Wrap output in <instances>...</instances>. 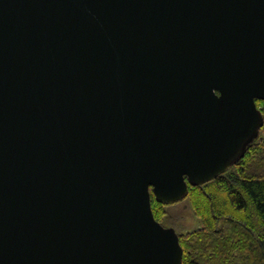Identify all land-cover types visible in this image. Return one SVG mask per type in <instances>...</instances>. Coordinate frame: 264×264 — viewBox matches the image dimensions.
<instances>
[{
    "label": "water",
    "instance_id": "1",
    "mask_svg": "<svg viewBox=\"0 0 264 264\" xmlns=\"http://www.w3.org/2000/svg\"><path fill=\"white\" fill-rule=\"evenodd\" d=\"M264 0H0V264H182L153 213L264 119Z\"/></svg>",
    "mask_w": 264,
    "mask_h": 264
},
{
    "label": "trees",
    "instance_id": "2",
    "mask_svg": "<svg viewBox=\"0 0 264 264\" xmlns=\"http://www.w3.org/2000/svg\"><path fill=\"white\" fill-rule=\"evenodd\" d=\"M256 103L264 117V100ZM253 155L257 163L250 164ZM186 197L202 226L180 237L182 264H264V123L243 157L215 179L190 184ZM151 200L161 221L166 203L153 192Z\"/></svg>",
    "mask_w": 264,
    "mask_h": 264
},
{
    "label": "rangeland",
    "instance_id": "3",
    "mask_svg": "<svg viewBox=\"0 0 264 264\" xmlns=\"http://www.w3.org/2000/svg\"><path fill=\"white\" fill-rule=\"evenodd\" d=\"M259 109L262 112V109ZM259 135L251 143L256 141L259 138ZM255 160L256 156L253 155L252 159L250 160V164L257 163V161ZM162 210L163 215L161 217V221L159 222H161L166 227L173 228L179 235V237H181L182 235H186L194 230H197L202 226L201 219L197 215L190 197H184L181 200L166 203L162 206Z\"/></svg>",
    "mask_w": 264,
    "mask_h": 264
}]
</instances>
